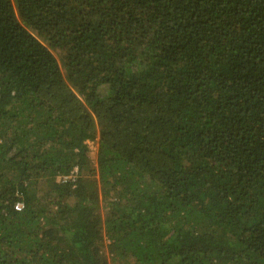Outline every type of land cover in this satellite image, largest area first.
<instances>
[{"label": "trees", "instance_id": "16d2710c", "mask_svg": "<svg viewBox=\"0 0 264 264\" xmlns=\"http://www.w3.org/2000/svg\"><path fill=\"white\" fill-rule=\"evenodd\" d=\"M104 239L264 264V0H0V264H107Z\"/></svg>", "mask_w": 264, "mask_h": 264}, {"label": "rangeland", "instance_id": "374dc122", "mask_svg": "<svg viewBox=\"0 0 264 264\" xmlns=\"http://www.w3.org/2000/svg\"><path fill=\"white\" fill-rule=\"evenodd\" d=\"M87 145L89 148V162H88L87 170L83 171V175H85L84 176L85 178H87V179L91 178L95 181L97 178V174H96V148H97V144H96V142H88ZM102 245H103V247L101 249V252H103V253L101 255L107 259V264H111V261H110L111 256H109L108 249H107L108 243L105 239H104Z\"/></svg>", "mask_w": 264, "mask_h": 264}, {"label": "built area", "instance_id": "2783aa9c", "mask_svg": "<svg viewBox=\"0 0 264 264\" xmlns=\"http://www.w3.org/2000/svg\"><path fill=\"white\" fill-rule=\"evenodd\" d=\"M16 208H18V209L22 208L21 204L20 203H16Z\"/></svg>", "mask_w": 264, "mask_h": 264}]
</instances>
